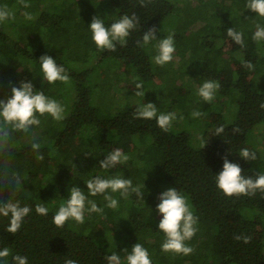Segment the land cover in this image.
<instances>
[{
  "label": "trees",
  "instance_id": "1",
  "mask_svg": "<svg viewBox=\"0 0 264 264\" xmlns=\"http://www.w3.org/2000/svg\"><path fill=\"white\" fill-rule=\"evenodd\" d=\"M102 1L0 0V76L21 73L13 90L0 88V264H157L155 258L179 264L170 258L179 254L167 252L170 210L159 183L175 190V200H180L176 192L186 194L195 218L217 228L209 262L196 258L194 264H264V173L248 158L264 156L256 144L249 149L250 133L264 122V87L257 79L264 71V0H190L192 12L185 0L172 17L184 24L173 42L183 39L185 44L192 37L203 50L204 61L190 70L188 80L215 82L223 96L239 93L236 119L228 122L223 113L211 112L203 137L194 144L188 131L173 129L166 117L148 114L137 103L104 113L93 102L99 85L91 69L60 66L73 81V94L59 122L49 102L37 115L29 112L35 88L52 85L46 74L52 58L66 45L84 58L101 46L103 32L113 39L97 51L98 62L127 61L144 84H157L150 91L168 109L179 105L182 71L174 68V79H162L169 73L161 65L165 56L160 62L153 58L162 45L146 49L147 38L160 32L177 5L170 0ZM47 8L64 11L31 16ZM10 26L17 27V39ZM56 26L70 32L62 45ZM210 29L220 46L201 40ZM191 43L184 45L187 54ZM48 96L55 100L51 92ZM125 153L137 155L143 166L122 162ZM126 207L128 215L122 217ZM139 219L161 241L149 249L154 258L132 257L134 249L119 236L133 240L142 233L144 227H133ZM124 221L129 231L121 229ZM109 231L120 241L112 243Z\"/></svg>",
  "mask_w": 264,
  "mask_h": 264
},
{
  "label": "rangeland",
  "instance_id": "2",
  "mask_svg": "<svg viewBox=\"0 0 264 264\" xmlns=\"http://www.w3.org/2000/svg\"><path fill=\"white\" fill-rule=\"evenodd\" d=\"M170 1L177 5V9L174 14L170 16L171 20H166L161 25L159 33L147 38L146 49L149 52H152L156 50L157 46L162 45L163 49L161 48L155 57L153 55V58L158 62L161 61L163 54L165 56L161 61V65L164 66L166 71L169 73H165L162 79H166L167 77H172L174 79V76H177L174 74V68L182 71V76L179 74V76H181L180 82L182 83V89H180L181 95L179 96V105L176 109H168V106H166V103L163 102V99L157 97L154 91H150V89H155L157 84H153L152 82L144 84V81H141L140 77L138 76L136 69L127 61L119 60L117 58H107L102 62H98L96 60L97 51L99 50L101 52L102 47L111 45V40L113 39L112 34L103 32V36L106 38H102L101 46L96 47V51H93L91 54H86L84 58L81 53L80 55L78 54V49L76 47L70 45H66L62 53L52 58L55 63H52V67L46 72L48 78L52 82V85L49 88H46V86L40 83L35 88L34 98L36 102L35 105L29 109V112L32 115H37L41 109L46 107V102H49L50 105L56 106V117L58 122L67 114L71 105L69 97H71V94H73V81L70 78L68 72L64 71L62 67L60 68L61 65H65L68 68L76 71H84L86 69H91L93 71V78L99 85L95 88L93 102L104 113L110 112L114 114L128 101L137 103L140 105L141 109L148 114L166 117L173 129L188 131L192 136L193 144L197 141V139L203 137V131L208 125L209 114L211 112H221L224 114L228 122H233L236 119V112L239 106V93L237 91L233 90V93L230 95L223 96L217 92L216 87L218 84L215 82L212 83L207 80H202L198 82L197 85H195L194 78L192 80H188V73L190 70H192L193 67L199 68L204 61L203 50L201 49L200 43H196L197 40L193 39L192 37H186L185 40V44L192 42L190 44L192 50L190 48V52L188 54L187 52L185 53V44L183 39L178 40L177 43L173 42V39H176V37L173 38V35H176L177 29L182 28L184 24L182 21L172 19V17L177 14L178 6L185 0ZM187 1L189 2L190 6V0ZM207 1L209 3L215 2V0ZM207 1L202 0V2ZM203 7L206 6L204 5ZM190 8L192 12L194 8L192 6H190ZM63 11L64 10L61 11L60 8H57L55 11L53 9L47 8L46 10L35 11L34 13H31V16L36 18L37 15L41 16L44 14L42 16L45 18L48 17L47 14L53 15L55 13L57 16H59ZM91 11H93V9H91ZM199 11L201 10H197L198 14ZM85 13L88 12L85 11ZM233 13H236V11H233ZM113 16L114 12L111 11V18H113ZM213 21L215 26H217L218 22L216 18ZM63 26H56L54 28L56 40L59 45L66 43L67 38L70 36V32L62 31ZM41 27L44 29L45 25L41 24ZM48 30L49 33L52 34V30L49 25ZM207 32L208 33L203 32V38L201 40L215 41L214 30L210 29ZM9 33L11 34V37L17 39L18 30L16 26H10ZM214 46H220V42L215 41ZM174 61L175 63L177 62L178 65H174L172 67ZM41 71H43L42 68L40 69V72ZM20 75L21 73L17 70L13 71L10 76L5 78L1 75L0 88L4 89V92L13 90L14 84L16 82H20ZM257 79L261 80L259 85L264 87V71L257 77ZM113 87L115 88L113 89ZM160 89L161 87H158L157 91ZM97 90L99 92L95 97V92ZM192 90L193 93H196L192 94ZM48 92H51L55 96V100H53L51 97V99L49 98ZM54 101H58L59 103L55 104ZM4 114L5 112H3V115ZM210 130L212 131V129ZM255 144L256 146L258 145L257 148L260 151L264 152V122L258 124L250 133L249 149L253 148ZM248 158L253 163L257 171L264 173V156L257 155L256 157L255 155L251 154V156ZM120 159L122 162L127 163L128 166H143L142 159H139L138 156L134 154L125 153L120 156ZM119 175L122 176L123 174L119 172ZM159 184L163 197V203L168 206L170 210L168 213L170 215V222L167 227L168 231L166 236L171 241V243L169 249H167L170 251L167 252L170 253L173 251L174 253L179 254L176 257L170 256V258L173 261H178L179 264H186L187 261H190L187 264H194V259L196 258L205 262H209L208 260L210 259L207 256L210 255L212 247H214L217 228L195 218L196 216H194V208L186 194L176 192V194H178L180 197V200H175L173 193L174 189L172 188V190L171 186L169 187L165 183ZM112 200V206L115 208L119 207V201L114 197ZM120 212L122 217H126L128 215L127 207L120 210ZM120 226L121 229L125 228L128 230L130 223H126L124 221ZM133 227H135V229L137 227H144V230L133 240L129 237H124L123 235L119 234L125 244V247L134 249V253L131 255L132 257L152 258L153 256L149 254V249L152 247V244H156L158 241H160L157 235L152 231H149V228H147L148 226L145 223L143 224L141 219L136 221L133 224ZM106 237L112 243L120 241L113 231L106 233ZM159 238H162L164 242L166 241V237L164 235ZM155 260L157 264H168L161 261L160 258H155Z\"/></svg>",
  "mask_w": 264,
  "mask_h": 264
}]
</instances>
